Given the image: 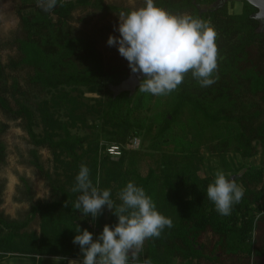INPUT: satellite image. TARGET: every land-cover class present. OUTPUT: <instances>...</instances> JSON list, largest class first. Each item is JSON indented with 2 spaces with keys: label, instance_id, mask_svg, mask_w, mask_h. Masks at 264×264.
I'll use <instances>...</instances> for the list:
<instances>
[{
  "label": "trees",
  "instance_id": "obj_1",
  "mask_svg": "<svg viewBox=\"0 0 264 264\" xmlns=\"http://www.w3.org/2000/svg\"><path fill=\"white\" fill-rule=\"evenodd\" d=\"M14 1L20 33L0 45L14 51L6 63L0 61V111L25 131L33 146L29 165L46 180L50 200L32 203L21 222L0 211V262L13 256L32 264H46L56 256L76 259L82 257L72 243L78 225L95 240L106 224L118 223L106 206L95 220L74 208L79 194L71 189L84 164L94 186L111 190L115 205L122 203L118 193L132 181L151 197L158 212L171 218V228L144 242L139 264L149 258L152 264H264V163L252 169L232 158L251 159L258 149L264 155V27L255 19L257 9L244 0H154L170 14L210 22L218 49L213 85L201 87L189 72L171 94L155 96L139 90L142 80L133 90L123 85L131 69L117 47L109 48L105 60L96 42L76 36L70 25L78 8L92 7L117 18L130 9L102 0H57L45 12L37 0ZM235 2L241 3L240 11L230 13ZM21 72L33 92L54 94L51 102L60 110L51 111L47 103L32 109L16 74ZM64 89L79 96L69 97ZM84 94L99 98L88 104L81 101ZM87 116L97 121L89 126L99 132L94 139L75 132L88 126ZM6 130L1 124L0 166L6 158L1 140ZM134 138L146 150L127 149ZM111 144L120 146L116 159L105 153ZM38 149L51 155L53 177L39 161ZM201 150L215 156L218 170L245 190L228 216L220 215L207 199V186L215 176H199L205 165ZM143 161L147 168H138ZM36 217L38 233L28 232Z\"/></svg>",
  "mask_w": 264,
  "mask_h": 264
},
{
  "label": "clouds",
  "instance_id": "obj_2",
  "mask_svg": "<svg viewBox=\"0 0 264 264\" xmlns=\"http://www.w3.org/2000/svg\"><path fill=\"white\" fill-rule=\"evenodd\" d=\"M38 6L50 12L57 0H37ZM119 26L113 30L119 37L110 35L109 47H117L128 61L133 74L144 78L139 90L155 96H167L183 83L191 72L201 87L213 85L218 64L217 33L208 21L190 15H173L156 6L154 0H144V6L119 13ZM207 186V199L222 216L231 214L234 204L244 196V188L222 170ZM99 182L97 181V184ZM71 191L78 193L74 208L93 220L103 214L105 206L117 218L115 225H105L102 233L93 239L87 229L76 228L72 243L78 245L81 259L66 256L53 257V264H139V253L144 242L161 235L165 227L171 228V218L162 215L142 187L129 181L118 193L122 202L115 205L111 190L93 185L90 169L80 165ZM67 201L65 207H67ZM115 209V210H114ZM143 264H152L145 259Z\"/></svg>",
  "mask_w": 264,
  "mask_h": 264
},
{
  "label": "rangeland",
  "instance_id": "obj_3",
  "mask_svg": "<svg viewBox=\"0 0 264 264\" xmlns=\"http://www.w3.org/2000/svg\"><path fill=\"white\" fill-rule=\"evenodd\" d=\"M104 4H110L120 7H126L130 10L144 6V0H102ZM15 1L14 0H0V45H4L10 42L14 37L19 36V25L18 19L14 13L15 11ZM241 3L235 2L232 7H229L230 13H237L240 11ZM70 25L74 30V33L78 37L89 38L96 42L97 49L99 53L106 60L110 56L109 46L107 45V40L110 35L119 37V32L114 31L113 28L119 26V18L116 15L110 14L105 15L95 9H76L72 13V20ZM14 56V51L8 49V47L0 48V61L6 63L9 57ZM18 75L21 87L29 94L24 98L30 101V106L32 109L38 103H47L51 111H59L58 107H54L51 99H53L54 94L43 93L38 94L33 92L30 87L26 86L22 80L25 79L26 75L24 72L16 73ZM69 97L76 98L79 96L78 92L72 89L63 90ZM99 98L97 95L84 94L81 97V101L92 98ZM20 99V98H19ZM8 100L13 105L12 98L8 96ZM88 104H93L90 100ZM72 110H75L74 114L78 113L77 109H74L72 105L65 104ZM60 108V107H59ZM61 113V112H60ZM36 115H38L36 113ZM61 119H63L61 117ZM94 118L87 116V127L79 129L75 132L80 136H87L89 139H94L98 131H93L89 128L91 124H94ZM7 125V130L1 136V140L4 143L6 149V158L4 164L0 166V190H1V206L0 211L2 214L10 220L15 221H25L29 215V209L32 203L38 201L50 200V189L43 179V176L32 166L29 165L30 155L29 152L33 149L30 144L29 139L20 126L19 121H13L5 118V116L0 111V125ZM35 131L39 133L41 131V125L38 123ZM138 140V146L134 149L146 150L145 145L140 146V140ZM148 152V151H145ZM39 161L44 166L45 171L49 173L52 177L55 174L54 163L52 162V157L49 152L45 149L37 150ZM204 156L205 165L199 169V176H209L214 175L218 170V161L215 156L206 154L204 150H201ZM147 154V153H146ZM231 157V156H230ZM235 162H242L244 166L250 167L252 169L258 168L264 163V155L261 154L258 149L257 154L248 160H241L238 156L232 157ZM146 162L143 161L141 164L137 165L138 168L146 169ZM28 188V190H27ZM28 232L39 231V220L36 217L33 219L28 227L26 228ZM0 264H32L31 260L26 257H8ZM46 264H53V259L47 258Z\"/></svg>",
  "mask_w": 264,
  "mask_h": 264
},
{
  "label": "water",
  "instance_id": "obj_4",
  "mask_svg": "<svg viewBox=\"0 0 264 264\" xmlns=\"http://www.w3.org/2000/svg\"><path fill=\"white\" fill-rule=\"evenodd\" d=\"M248 2L251 6L257 9L255 14V19L260 21L264 27V0H244ZM144 77L139 74L130 73L129 78L123 83L124 86H127L128 89L133 90L139 81Z\"/></svg>",
  "mask_w": 264,
  "mask_h": 264
},
{
  "label": "built area",
  "instance_id": "obj_5",
  "mask_svg": "<svg viewBox=\"0 0 264 264\" xmlns=\"http://www.w3.org/2000/svg\"><path fill=\"white\" fill-rule=\"evenodd\" d=\"M65 1H67V0H65ZM136 146H138V140H137V138H134L126 145V148L127 149H134V147H136ZM105 153L111 159H116L121 153L120 146L116 145V144H111L105 148ZM77 258L81 259V261H82V257H77Z\"/></svg>",
  "mask_w": 264,
  "mask_h": 264
}]
</instances>
